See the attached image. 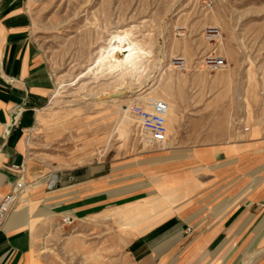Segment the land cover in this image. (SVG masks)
Listing matches in <instances>:
<instances>
[{
  "label": "rangeland",
  "instance_id": "374dc122",
  "mask_svg": "<svg viewBox=\"0 0 264 264\" xmlns=\"http://www.w3.org/2000/svg\"><path fill=\"white\" fill-rule=\"evenodd\" d=\"M27 11L54 80L27 132L31 155L44 163L31 179L101 161L112 173L110 207L76 214L71 225L48 214L31 264H140L122 207L112 206L125 201L115 193L135 190L136 202L157 196L173 206L182 198L162 196L153 183L170 172L152 169L191 157L193 146L234 140L244 125L262 126L264 0H27ZM210 25L222 29L218 41L205 39ZM110 45L120 46L121 60L104 52ZM210 54L223 55L226 66L210 71ZM181 55L190 61L184 70L173 63ZM155 100L168 110L150 122ZM203 168L188 169H212Z\"/></svg>",
  "mask_w": 264,
  "mask_h": 264
},
{
  "label": "crops",
  "instance_id": "0c3cea01",
  "mask_svg": "<svg viewBox=\"0 0 264 264\" xmlns=\"http://www.w3.org/2000/svg\"><path fill=\"white\" fill-rule=\"evenodd\" d=\"M53 86L51 66L31 33L27 0H0V201L16 179L27 184L0 226V264H31L48 214H89L111 200L112 173L103 161L31 179L44 163L31 155L27 132ZM236 135L224 144L193 146L191 157L151 170L171 173L153 183L162 196L182 198L173 206L157 196L136 202L135 190L115 193L125 201L112 206L122 207L130 252L140 264H264L263 123ZM190 166L212 169L195 174Z\"/></svg>",
  "mask_w": 264,
  "mask_h": 264
},
{
  "label": "built area",
  "instance_id": "2783aa9c",
  "mask_svg": "<svg viewBox=\"0 0 264 264\" xmlns=\"http://www.w3.org/2000/svg\"><path fill=\"white\" fill-rule=\"evenodd\" d=\"M222 36H223V31L219 26L210 25L204 31V37H205V39H207L209 41H218L219 39H221ZM173 63H174L175 67H177L178 69H181V70L187 69L190 65V61H189L188 57L185 55L175 57L173 59ZM204 63L207 66V68L212 72H216V71L223 69L227 64L225 57L223 55H220V54L208 55L207 58L205 59ZM151 104H152V108L150 110L151 115H149V116L151 117L150 122H154L153 119L158 120L159 115H163V113H161L162 110H164V111L168 110V103L164 102L162 100H159V101L155 100ZM139 111H140L139 115L141 118L142 110H139ZM263 127H264V121H263ZM250 128H251L250 125H244V127H243V129L245 131H249ZM159 134H160V132H159ZM162 138H163V136L161 137V139ZM54 184H55V181L51 180L49 185H54ZM26 185L27 184L23 180L22 177L18 178L15 181L11 191H9L0 201V226L5 221V219L9 216V214L12 212L16 202L19 199L21 192L23 191V188L24 187L26 188ZM74 220L75 219L72 216L66 215L63 218V223L65 225H71L74 222ZM190 229L191 228L188 227V230H190Z\"/></svg>",
  "mask_w": 264,
  "mask_h": 264
},
{
  "label": "bare ground",
  "instance_id": "6f19581e",
  "mask_svg": "<svg viewBox=\"0 0 264 264\" xmlns=\"http://www.w3.org/2000/svg\"><path fill=\"white\" fill-rule=\"evenodd\" d=\"M119 37V35H114V39H117ZM123 37V36H122ZM120 38V37H119ZM118 49H120V46H114V45H110L109 47L105 48L104 52L106 53H114L113 55H115L117 57V59L121 60L120 55L117 53ZM116 51V52H115ZM108 57V56H107ZM127 57V55H126ZM44 251V250H43Z\"/></svg>",
  "mask_w": 264,
  "mask_h": 264
}]
</instances>
